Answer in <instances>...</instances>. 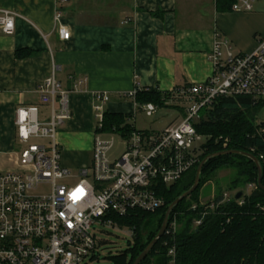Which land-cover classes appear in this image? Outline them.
Instances as JSON below:
<instances>
[{"label": "built area", "instance_id": "2783aa9c", "mask_svg": "<svg viewBox=\"0 0 264 264\" xmlns=\"http://www.w3.org/2000/svg\"><path fill=\"white\" fill-rule=\"evenodd\" d=\"M253 4L254 0H237L231 9L248 12L253 10ZM17 16L15 11H0L4 33L14 32ZM62 18L63 12L58 9V34L67 41L71 33L61 23ZM209 59L214 71L208 79L170 92L166 103L181 107L184 117L161 130H139L132 124L127 135L106 131V105L111 97L107 91L94 92L91 162L76 173L63 166L57 135L59 126L72 117L70 94L87 79H77L72 90L66 89L57 79L58 67L54 65L36 89L40 102L49 107L48 117L40 118L37 105L16 109V135L21 146L17 168L0 172V264H94L99 259V241L92 233L96 222L121 228L115 220L117 216L125 217L135 211L153 213L162 208L165 198L160 188L176 183L196 167L212 137L199 133L195 126L201 119V110L212 107L220 98L246 96L254 103L264 101V37L253 52L236 53L230 40L217 32ZM140 90L136 87L122 96L136 101ZM140 107L148 117L160 108L152 102ZM256 132L264 137V122L258 123ZM113 134H119L124 143L123 151L114 158L110 156L116 143ZM38 139L47 142L34 141ZM231 141L222 135L215 138L223 149H228ZM255 150L251 148V152ZM259 157L264 158L262 154ZM42 185H47L49 191L38 192ZM247 188L253 191L257 185L249 184ZM237 192H225L220 201L213 197L194 204L193 209L201 208V218L194 226L201 225L207 215L235 198ZM236 200L240 205L244 203L242 197ZM178 230L174 215L164 233L167 264L178 263Z\"/></svg>", "mask_w": 264, "mask_h": 264}, {"label": "crops", "instance_id": "0c3cea01", "mask_svg": "<svg viewBox=\"0 0 264 264\" xmlns=\"http://www.w3.org/2000/svg\"><path fill=\"white\" fill-rule=\"evenodd\" d=\"M58 9L71 33L67 41L58 34ZM1 10L18 16L14 32L0 28V172L17 168L16 109L37 105L40 118L48 117L36 89L54 65L66 89L87 79L70 94L72 117L57 135L62 164L69 168L70 162H91L94 92H109L106 110L133 119L141 104L123 94L136 87L171 92L213 74L215 33L229 39L236 53L253 52L264 37V0H254L248 12L221 10L218 0H0ZM22 49L32 54L19 57ZM69 150L78 155L73 161Z\"/></svg>", "mask_w": 264, "mask_h": 264}, {"label": "trees", "instance_id": "16d2710c", "mask_svg": "<svg viewBox=\"0 0 264 264\" xmlns=\"http://www.w3.org/2000/svg\"><path fill=\"white\" fill-rule=\"evenodd\" d=\"M236 1L218 0L219 8L230 10ZM31 54L29 49L17 52L19 57ZM169 98L170 92L162 93L153 89L140 90L136 100L139 104L152 102L160 108H177V105L166 103ZM263 106V100L254 103L250 97L239 96L217 99L212 107L201 110V119L195 126L199 133L212 137L206 143L201 157V161L208 159L202 168L199 186L175 206L170 216L172 218L176 215L179 223L177 264H264V189L258 184V167L250 157L243 154H218L237 150L256 156L261 162L264 186V158L259 157V154L264 156V137L256 132L257 113ZM131 121L132 117L128 114L106 111L105 130L127 135L134 124ZM220 135L232 139L228 149L215 143V138ZM251 148L256 150L251 152ZM201 161L170 187L160 188L165 205L156 212L135 211L125 217H115L121 228L128 227L132 230L134 238L128 249L112 257L114 264H134L159 232L168 207L194 184ZM222 169L235 170V177L228 187L237 189L255 184L257 188L250 194H243L242 205L236 197L231 198L207 215L202 224L196 227L194 222L201 218V208L192 207L199 203V190L204 183L214 180L217 172ZM225 192L229 191L218 185L216 201H220ZM165 240L166 235H163L141 264H167Z\"/></svg>", "mask_w": 264, "mask_h": 264}, {"label": "rangeland", "instance_id": "374dc122", "mask_svg": "<svg viewBox=\"0 0 264 264\" xmlns=\"http://www.w3.org/2000/svg\"><path fill=\"white\" fill-rule=\"evenodd\" d=\"M48 111L49 107L45 110V113H48ZM183 117L184 115L182 111L178 108H162L151 117H148L145 112L139 109L137 115L134 116V118L132 119V122L135 123L137 129L161 130L168 126V124L170 125L178 119L179 121L182 120ZM257 122H264V106L257 113ZM66 123L67 121L64 123V125H66ZM64 125L59 126L58 130L61 129ZM113 137L116 139V143L113 149L110 151V156L114 158L123 151L124 143L119 134H113ZM34 141L37 143H45L47 142V139H38ZM76 155L77 154L74 153V151L69 150L70 161H73ZM73 164L74 163L70 162L69 168L76 173L80 168L88 167L90 163H87L84 166L77 165L76 163L74 165ZM234 177V169L219 170L214 180L204 183L203 186L200 188L198 199L199 202H207L213 197H215L218 191V185L224 187L225 191H229L232 194H235L237 191L240 190H244L246 192L252 191L248 190L247 186L238 187L237 189L228 187ZM170 186L171 185H169V187ZM47 191H49V187L47 185H42L38 190V192ZM92 233L99 241L97 249V255L99 256V259L96 260L94 264H114L112 257L128 249L130 247V243H133L134 238L132 235V231L128 227H112L105 224H101L99 222H96L93 225Z\"/></svg>", "mask_w": 264, "mask_h": 264}, {"label": "water", "instance_id": "95a60500", "mask_svg": "<svg viewBox=\"0 0 264 264\" xmlns=\"http://www.w3.org/2000/svg\"><path fill=\"white\" fill-rule=\"evenodd\" d=\"M243 154V155H246L248 157H250L257 165L258 167V170H259V179H258V184H259V187L261 189H264V186L262 184V166H261V162L260 160L252 155V154H249V153H242L240 151H237V150H227V151H223L221 153H218V154ZM208 158H205L204 160L201 161V163L199 164L198 166V169H197V173H196V178H195V181H194V184L192 185V187L187 190L185 193H183L180 197H178L167 209L166 211V214H165V217H164V220H163V223L161 225V228L159 230V232L157 233L156 237L149 243V245L142 251V253L137 257V259L135 260L134 264H141L142 261H144V259L147 257V255L150 253V251L154 248V246L158 243L159 239H161L165 233V230L168 226V222H169V219H170V216H171V213L173 211V209L175 208V206L181 201L183 200L184 198L188 197L190 194H192L196 189L197 187L199 186L200 184V175H201V171H202V168L205 164V162L207 161ZM244 192L243 191H239L237 192L236 194V199H240L242 196H243Z\"/></svg>", "mask_w": 264, "mask_h": 264}]
</instances>
